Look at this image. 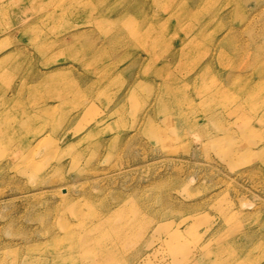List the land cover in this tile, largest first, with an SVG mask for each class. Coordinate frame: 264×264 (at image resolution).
Listing matches in <instances>:
<instances>
[{
  "label": "rangeland",
  "instance_id": "1",
  "mask_svg": "<svg viewBox=\"0 0 264 264\" xmlns=\"http://www.w3.org/2000/svg\"><path fill=\"white\" fill-rule=\"evenodd\" d=\"M32 263L264 264V0H0V264Z\"/></svg>",
  "mask_w": 264,
  "mask_h": 264
},
{
  "label": "bare ground",
  "instance_id": "2",
  "mask_svg": "<svg viewBox=\"0 0 264 264\" xmlns=\"http://www.w3.org/2000/svg\"><path fill=\"white\" fill-rule=\"evenodd\" d=\"M19 20H20V19H19ZM73 58H74V57H73ZM60 97H61V96H60ZM26 160H27V159H26ZM26 160H25V161H26ZM26 162H27V161H26ZM33 167H34V164H31V165L29 166V169H32ZM30 262H31V261H30ZM30 262H29V263H30ZM32 264H33V263H32Z\"/></svg>",
  "mask_w": 264,
  "mask_h": 264
}]
</instances>
